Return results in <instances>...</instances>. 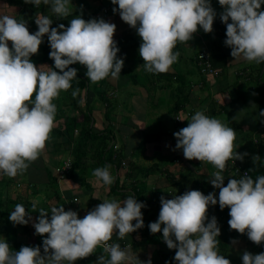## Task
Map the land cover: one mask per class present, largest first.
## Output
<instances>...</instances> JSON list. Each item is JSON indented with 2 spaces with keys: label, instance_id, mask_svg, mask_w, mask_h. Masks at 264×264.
I'll use <instances>...</instances> for the list:
<instances>
[{
  "label": "clouds",
  "instance_id": "obj_1",
  "mask_svg": "<svg viewBox=\"0 0 264 264\" xmlns=\"http://www.w3.org/2000/svg\"><path fill=\"white\" fill-rule=\"evenodd\" d=\"M24 2L34 7L43 3L57 19H66L75 10L71 0ZM111 3L118 6L113 7V13L118 12L120 19L140 37L138 53L142 66L154 75L167 73L177 61L179 52L173 51L177 43H188L201 29L211 33L217 16L211 0ZM218 4L222 9L220 21L226 25L223 43L231 49V57L243 58L248 63L264 62V0H218ZM52 23L50 16L41 14L35 19L37 31L30 33L25 20L0 15V176L14 178L23 173L45 149L57 112L53 101L61 91L71 88V81L77 77V69L70 65L84 66L91 84L109 77L120 78L124 59L117 56L120 49L113 39L114 23L103 18L85 20L81 15H75L67 26L61 23L51 27ZM45 36L50 47L48 56L54 64L36 66L31 57L38 53ZM79 92V88L73 90V98ZM260 114L264 116V111ZM173 136V151L182 150L186 160L213 165L216 171L210 183L219 189L218 197L215 192L205 195L199 190H188L171 199L160 197L158 218L148 224V229L153 235L162 233L167 248L175 250V264H230L218 252L217 237L221 232L217 219L207 215L209 206L217 203L220 210L229 209V230L246 235L255 245L264 243V175L255 180L247 175L229 178L224 185L222 173L227 161H243L248 155L234 151L236 131L197 111L187 126ZM251 159L253 165L264 166L259 155ZM110 168L111 165H105L92 173L97 181L108 186L106 190L114 183ZM145 207L129 195L123 201L105 199L78 218L76 211H66L63 206L52 207L49 213L43 208L37 210V203L33 202L31 212H39L33 222L25 206L16 204L8 220L13 226L31 222L34 234L43 238L42 245L21 246L15 251L5 238H0V264H75L94 254L97 248L103 251L95 264H152L150 257L141 261L130 249L108 243L113 234L123 240L142 229L141 209ZM241 260L242 264H264V252L252 254L245 250Z\"/></svg>",
  "mask_w": 264,
  "mask_h": 264
},
{
  "label": "crops",
  "instance_id": "obj_2",
  "mask_svg": "<svg viewBox=\"0 0 264 264\" xmlns=\"http://www.w3.org/2000/svg\"><path fill=\"white\" fill-rule=\"evenodd\" d=\"M71 3L75 10L73 15L66 19H57L43 3L35 8L24 0H0V15L13 16L18 21L25 20L29 32L34 33L37 31L35 19L41 14L50 16L53 21L51 27L61 23L67 26L75 15L86 19L102 7L106 8V22L116 25L113 39L120 49L117 56L124 59L120 78L113 80L109 77L96 84L87 80L86 89L80 91L75 98L72 96L75 89L60 92L58 98L53 101L57 112L45 149L23 173L14 178L0 176L2 200L30 203L26 209L30 212L33 222L39 216L38 211L31 212L33 202L37 203V210L43 208L50 213L52 207L63 206L66 211H76L78 218H83L89 210L105 199L123 201L129 195H134L138 202L151 200L147 207L150 212H156L152 200L159 198L160 194L174 196L188 190L200 191L199 187L193 185V176L182 181L185 171L189 173L191 170L196 174L205 172L210 177L216 171L210 163L195 159L186 160L182 150H172L176 144L173 133L186 127L191 116L197 111H203L205 115L221 120L236 131L234 151L248 153L243 161L237 160L239 163L249 162L253 155H264V142L262 150L256 142V139L263 141L264 138V116L260 114L264 111V62L248 63L243 58L231 57V49L223 43L226 39V25L221 23L219 18L222 9L218 0H211V5L217 13L213 31L206 34L201 29L188 43H177L173 49L174 52H179L177 61L167 73L155 75L146 72L142 66L143 60L138 53L141 40L135 29L124 23L118 12L113 13L112 9L118 7L117 5H113L111 0H71ZM261 10H264V5H261ZM43 40L38 53L31 57V61L36 66H53L54 62L48 56L50 47L47 36ZM9 46L11 47V42ZM199 52L209 55L212 65L219 71L217 75H204L199 71L196 63ZM175 64H182L183 70L180 65L173 68ZM76 68L82 79H87L86 68L79 64H76ZM196 72H199V77L194 80L192 75ZM74 101H80V104L79 109L73 111ZM176 109L179 110L174 112ZM86 114L89 116L88 121ZM175 115L180 118L179 122L175 120ZM67 117H75L77 120L72 134L67 132ZM87 123L92 133L109 132L111 138L107 149H111L104 151L102 160L95 153L97 141H89L85 146L77 148V155L75 154L77 137L84 132ZM154 134H159L158 140L141 145L146 135ZM116 135L119 141L116 140ZM114 144L118 145L116 150L113 148ZM110 153L117 154V160L121 163L124 161V167L118 168L114 161H106ZM67 159H77L79 164L71 173L59 179L54 168L62 165ZM105 165H111L109 171L114 177V183L108 190V186H104L102 181H97L92 175L96 168ZM2 181L6 183L3 187ZM178 181L181 183L176 186L175 182ZM206 191V188L202 189L203 194ZM215 206H209L207 215L213 212ZM34 232L31 222L18 225L15 241H9L10 247L18 251L19 249L13 248V243L22 246L42 245L43 238ZM7 235L4 221L0 219V238L7 241ZM235 241L236 246H239L236 252L241 263L245 250L252 254L261 252L246 235L238 236ZM110 242L118 243L121 249H130L141 261L150 257L152 264L159 263L161 256L157 254L158 251H169L156 234H142L138 230L128 234L123 240L113 234ZM240 245L246 247L239 250ZM102 251L98 249L75 264H95ZM232 261L236 264L233 259Z\"/></svg>",
  "mask_w": 264,
  "mask_h": 264
},
{
  "label": "trees",
  "instance_id": "obj_3",
  "mask_svg": "<svg viewBox=\"0 0 264 264\" xmlns=\"http://www.w3.org/2000/svg\"><path fill=\"white\" fill-rule=\"evenodd\" d=\"M35 8H38V7H35ZM94 15H95V12L89 18H86L85 20L92 18ZM70 67L76 68V64L70 65ZM53 70H56V69H53ZM199 71H200V69H199ZM86 83H87V79H82L80 73L77 72V77H76V79H73L71 81L72 87L69 89L79 88L80 91L85 90L87 87ZM65 96H67V95H65ZM79 97H80V95H79ZM33 99H34V96H33ZM79 104H80V101H74L73 106H72V108H73L72 110L73 111L78 110ZM85 105H87L86 101H85ZM178 110L179 109H176V111H174V112H177ZM87 115L88 114H86L87 121H88L89 116H87ZM175 120L177 121V115H175ZM76 122H77V120L75 117H67L66 118L68 134L73 133L74 128H76ZM88 127H89V124L87 123L86 127H84V132L82 134H79L77 137L76 144L74 147L75 154L77 155V148H80L81 146H85L86 144H88L89 141H91V142L97 141L95 153L97 154L96 156H99V158L102 160V155H103L104 151L108 152L111 149V147L109 149H107L110 138H111V137H109V132H105V133H101V134L100 133H98V134L92 133V131ZM158 139H159V134L146 135L143 138L141 145L143 146L146 142H151L153 140H158ZM262 139H263V141H261L260 139H256V142L259 143L258 146H260L261 150H262V144L264 142V138H262ZM97 145H98V148H97ZM260 157L262 159H264V155H262ZM105 160L106 161H114L115 165L118 168H121V166L124 167V165H125L124 163H121V161L117 160V154L110 153ZM122 162H124V161H122ZM237 163H239V161H237ZM78 164H79V162L77 161V159L72 161V168L68 173H71L73 168L75 166L77 167ZM239 164L243 169H245L247 171L246 175L252 177L254 180L256 179L257 176L264 175V166H261L260 164L253 165L252 160H250L247 163H239ZM222 174L225 177V180H224L225 186L227 185L229 178L240 179L242 177L241 175L238 177H236V176L232 177L231 176V169L228 167L224 170V172ZM56 176H57V178H59L57 174H56ZM190 176L194 177V184L193 185H195L196 188L199 187L201 192H202V189L206 188L207 191L205 192V195H207L210 191H215V193L218 197L219 189H214L210 183V179H212V177H210L209 175H206L205 172H204V174H196L194 171L190 170L189 173H187V171H185L183 173L182 181L183 180L186 181L187 177H190ZM180 183H181V181L175 182L176 186H179ZM4 184H6V183H4V181H2L1 187H3ZM134 191H135V193H137L136 188H134ZM161 196H162V194L158 195L159 198H153V200H152V202L154 203L155 208L157 210L156 212L155 211L150 212L149 207H147L148 205L151 204V200L144 202V204H146V207L141 209L142 214H143L144 227L142 229L138 230L140 233H142V234H147L148 232L150 233V231L148 229V224L151 222H155L158 218V214H159V210H160V197ZM164 197L166 199L172 198V196L169 194H165ZM16 204H23L25 206V208H27V205H29L30 203H27L26 201L25 202L17 201V200L13 201L11 199L2 200L1 196H0V219H2L4 221V224L6 226L7 233H8V235H7V242L8 243L11 240L15 241L14 236H15L16 227L18 225L13 226V224L8 220V216H9L10 212L14 210ZM26 211H27V209H26ZM228 212H229L228 208H225L224 210H220L219 205L217 203L213 212L210 215H208V217L210 219L212 216H215L217 219L218 226L220 227L221 234L219 235V237H217V239L220 242L218 244L219 254L223 255V256H225V258L229 259L230 264H233L232 259L235 261L236 264H242L239 261L238 254L236 252L238 250L237 248H239V246H236V243H233V241H235V239H237L238 236H241V234L237 233L235 230H229V226H228L227 221L230 219V217L228 215ZM133 223H135V221H133ZM206 223H207V221H206ZM156 235L158 238H160L162 240V233H156ZM13 245H14L13 248H17V249H20V247L22 246V245H19L17 243H13ZM243 247H246V245H240L239 250H243ZM255 247L259 248V250H261V252H264V244H261L260 246L255 245ZM157 254L161 256L158 264H175V261L173 259L174 255H175L174 249L169 250L167 252L158 251ZM230 256L232 257V259ZM239 256H241V255H239Z\"/></svg>",
  "mask_w": 264,
  "mask_h": 264
},
{
  "label": "built area",
  "instance_id": "obj_4",
  "mask_svg": "<svg viewBox=\"0 0 264 264\" xmlns=\"http://www.w3.org/2000/svg\"><path fill=\"white\" fill-rule=\"evenodd\" d=\"M106 13H107V10L103 9L102 12L96 13L92 18H103L104 19L106 17ZM196 59H197L196 60L197 65H198L201 73H204L207 75H217L218 74V72H219L218 69H216L212 65V63L209 59V55L206 52H199L197 54ZM179 120H180V118L177 117V121H179ZM113 148L116 150L118 148V145L114 144ZM122 163H124V162H122ZM227 167L231 169V176L232 177H235V176L238 177L240 175L244 176L247 174V171L245 169H243L240 166V164L237 163V161H234V160L227 161L226 168ZM71 168H72V160L67 159L63 162L62 165L56 166L54 168V171L58 175L59 179H62L68 174V172L71 170ZM108 243L113 244L110 241ZM98 249L102 250V248H97V250Z\"/></svg>",
  "mask_w": 264,
  "mask_h": 264
},
{
  "label": "rangeland",
  "instance_id": "obj_5",
  "mask_svg": "<svg viewBox=\"0 0 264 264\" xmlns=\"http://www.w3.org/2000/svg\"><path fill=\"white\" fill-rule=\"evenodd\" d=\"M10 47V46H9ZM194 55V54H193ZM196 57V56H195ZM196 63H197V61H196ZM178 65H180V67H181V70H183V65L182 64H178ZM178 65L176 66V64L174 65V67L173 68H175V66L176 67H178ZM182 73H184V71H182ZM185 74V73H184ZM203 74V73H202ZM205 75V74H204ZM198 77H199V72H196L194 75H192V78L194 79V80H196V79H198ZM170 121H171V123H172V125L174 124L173 123V118L171 117V114H170ZM116 140L117 141H119L120 139H119V137L116 135ZM241 236H245V235H241Z\"/></svg>",
  "mask_w": 264,
  "mask_h": 264
},
{
  "label": "bare ground",
  "instance_id": "obj_6",
  "mask_svg": "<svg viewBox=\"0 0 264 264\" xmlns=\"http://www.w3.org/2000/svg\"><path fill=\"white\" fill-rule=\"evenodd\" d=\"M103 9H106V8H101V9L95 11V14H96V13H99V12H102ZM106 10H107V9H106ZM107 16H108V10H107V13H106V17L104 18L105 21H106V19H107ZM177 117H178V116H177Z\"/></svg>",
  "mask_w": 264,
  "mask_h": 264
}]
</instances>
